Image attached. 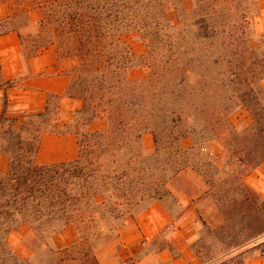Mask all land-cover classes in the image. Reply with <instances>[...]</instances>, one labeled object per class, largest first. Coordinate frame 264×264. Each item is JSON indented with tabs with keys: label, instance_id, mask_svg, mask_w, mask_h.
<instances>
[{
	"label": "trees",
	"instance_id": "1",
	"mask_svg": "<svg viewBox=\"0 0 264 264\" xmlns=\"http://www.w3.org/2000/svg\"><path fill=\"white\" fill-rule=\"evenodd\" d=\"M235 2L195 0L188 11L181 0H35L38 45L27 57L50 46L69 61L65 97L81 100L82 108L60 123L61 96L51 95L42 114L0 115V152L8 157L0 173V264H32L6 243L23 227L45 243L47 264H98L94 249L115 238L139 206L168 196L177 174L191 169L210 184L201 161L210 162L208 144L235 131L227 120L234 101L252 117L247 131L260 142L233 153L224 147L232 165L249 173L264 161V33L255 35L253 17ZM5 26L0 36L16 32ZM126 33L140 35L142 56L121 41ZM137 68L147 71L140 82L130 78ZM16 85L0 71V90ZM97 122L103 128L91 130ZM51 134L74 137L73 160L37 164L40 139ZM144 134L152 139L150 154ZM246 152L260 157L246 160ZM67 229L75 234L72 245L54 250V237Z\"/></svg>",
	"mask_w": 264,
	"mask_h": 264
},
{
	"label": "crops",
	"instance_id": "2",
	"mask_svg": "<svg viewBox=\"0 0 264 264\" xmlns=\"http://www.w3.org/2000/svg\"><path fill=\"white\" fill-rule=\"evenodd\" d=\"M33 22H37L36 19ZM251 26L255 35L264 33V0L258 2ZM19 35L9 32L0 36L2 78L17 82L14 88L0 90V115L19 120L24 115L42 114L47 98L53 95L61 96L57 105L58 117L69 118L82 108L81 100L65 97L70 62L61 60L52 47L25 57ZM75 156L72 135H43L36 162L39 165L57 164L73 160ZM7 165L8 157L0 152L1 174L6 172ZM243 184L255 198L257 213L264 223V161L245 176ZM166 189L168 196L139 206L115 238L94 249L98 264H218L235 258L241 264H264L261 253L264 228L254 236L237 241L235 223L221 212L197 173L191 169L180 172L167 183ZM205 230L210 232L205 233ZM16 234L35 237L23 227L10 233L6 240L15 256L30 260L33 252L22 247V239L18 240ZM57 235L67 238L66 246L74 238L69 229ZM203 237L218 241V244L210 243L208 253L196 246Z\"/></svg>",
	"mask_w": 264,
	"mask_h": 264
},
{
	"label": "rangeland",
	"instance_id": "3",
	"mask_svg": "<svg viewBox=\"0 0 264 264\" xmlns=\"http://www.w3.org/2000/svg\"><path fill=\"white\" fill-rule=\"evenodd\" d=\"M213 1L221 3L224 0ZM235 1V5L244 16L255 17L257 14L258 2L261 0ZM34 3L35 0H0V23L6 22L5 28L14 29L20 34L23 40V53L25 57L31 55V53L35 50V46L38 45L37 43H34L33 38L38 31L40 13L37 8L34 7ZM194 3L195 0H181L183 9L188 11L192 9ZM222 6L224 7L225 5ZM169 18L175 22L172 9L169 11ZM35 19L37 22H33ZM121 41L127 45L133 55L142 56L144 54L145 47L139 34L126 33L121 37ZM146 72L145 68L134 69L131 72L130 78L132 81L140 82L145 78ZM261 84L264 88V80ZM68 119V117H59L60 123H65ZM227 120L235 128V131L224 132V134H220L221 140H219V142L207 145V152L204 154L209 156L210 162H206L205 164L201 161L200 170L203 173L204 179L210 183L206 186L210 191L211 198L217 205H219L221 212L225 215V217H227L229 221L235 223L237 233V235H235L236 240L242 241L243 238H247L250 235H254L262 230V228H264V223L257 213L255 198L248 193L243 184V179L251 171L249 173H244L242 170H238L235 166H233L232 163L235 161V158L231 156V153L227 152L225 148L228 147L232 153L235 150L240 152V150L244 151L245 149H255V143H257V141L260 142V140L254 137V133L247 131V127L253 124V120L250 114L237 101L231 103L230 111L227 114ZM102 128L103 124L99 122L94 123L91 126V130H101ZM216 131L219 133L222 132L221 128H218ZM142 144L144 153L150 154L153 150V144L149 134L143 135ZM182 144L184 147H189L190 141L185 140ZM247 152L241 155V157L245 156L246 160L253 157H260V155H249ZM227 164L229 165V169L226 168ZM69 230L72 231L71 229ZM209 232V230H205V233ZM29 234L35 237L30 230ZM57 236L58 235H56L53 240L52 248L54 250H62L71 246L75 238V234L73 233L74 238L72 242L66 246L67 238H64L63 236V238H59L58 236V240H55V238L57 239ZM15 237L18 240L22 239V247L33 252L31 259L25 261H30L32 264L48 263V259L46 258L47 247L45 243L36 237H26L23 234H16ZM210 243L218 244V241H210L208 238L203 237V240L197 243L196 246L202 250L203 253H208L207 250L210 247ZM10 251L13 253L11 249ZM79 259L80 260L74 262H71L68 259V261L64 264H83V260H81V258Z\"/></svg>",
	"mask_w": 264,
	"mask_h": 264
}]
</instances>
